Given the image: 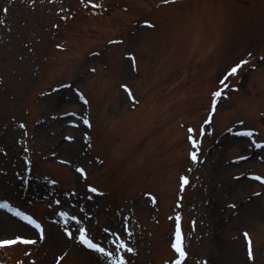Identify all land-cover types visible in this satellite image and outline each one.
I'll return each instance as SVG.
<instances>
[{
  "label": "rangeland",
  "instance_id": "obj_1",
  "mask_svg": "<svg viewBox=\"0 0 264 264\" xmlns=\"http://www.w3.org/2000/svg\"><path fill=\"white\" fill-rule=\"evenodd\" d=\"M257 176L264 0H0V264H264Z\"/></svg>",
  "mask_w": 264,
  "mask_h": 264
},
{
  "label": "snow or ice",
  "instance_id": "obj_2",
  "mask_svg": "<svg viewBox=\"0 0 264 264\" xmlns=\"http://www.w3.org/2000/svg\"><path fill=\"white\" fill-rule=\"evenodd\" d=\"M145 23H148V21H145ZM131 55V54H129ZM245 61L244 60H241L240 63L234 65L231 69H230V72L235 74L237 69L240 68V66L242 64H244ZM122 87H124L126 90L129 91V94L131 95V91L130 89H128V85H122ZM221 95V93L219 91L213 93V101H212V104L213 106H215L216 104V101H215V97L216 96H219ZM214 110V108H213ZM88 121L85 120V123H87ZM207 123V121H206ZM193 131L191 128L189 129V132ZM246 135H251V131H248L245 133ZM68 139H72V137H69ZM189 139H192L191 136H189ZM197 141L193 140V144H196ZM257 147H260V144H256ZM191 156H192V159L193 160H196L197 159V156H196V153L195 152H192L191 153ZM78 171H80L81 173L84 172V169L83 168H80L78 169ZM257 179L259 180H264V177H259L257 176L256 177ZM182 181H184V183H187V180L188 178L186 176H183L181 177ZM91 187V186H90ZM181 187L183 188V183L181 184ZM93 192H96L98 191V189L92 187L91 189ZM233 207H235V205H232ZM0 207H4V208H10V205L8 204L7 201H4L3 203H0ZM16 215L21 217L22 219L28 221L30 224L34 225L35 228L37 229H40L41 230V233H40V237L43 238V229H42V226L37 223L35 220H33L31 217L27 216L26 214L24 213H21L18 209L14 210ZM61 215H67V213H61ZM73 220L76 219V217H72ZM65 232H68V235L71 236L72 233L68 231V229L66 228L65 229ZM175 236H176V239L175 241L172 243V248L175 249V251L179 254L177 259L174 261V264H180V261L185 257L186 255V252L183 248V244H182V238H181V234H180V231H179V228H177V231L175 233ZM243 238L246 240L247 242V256L249 259H253V249H252V241H251V238H250V235L247 231H245L243 233ZM78 239L85 245H87L89 248L91 249H94L96 250L97 252L101 253V254H104L106 255L107 257H112L113 256V253L111 251H108L105 247H102L100 243H95L93 242V240L89 239L86 235H85V232L83 229L80 230V234H79V237ZM17 242H21V243H24V244H32V243H35L34 240H31V239H26L24 236L22 235H18V236H15L14 239H3V240H0V246H6V245H12V244H15ZM118 248L116 249L117 252L120 251V249H126L127 251L131 252V251H134V249L132 248H129L128 245L123 241V240H119L118 241ZM112 264H126V261H125V258L123 255H118L116 256L113 260H112Z\"/></svg>",
  "mask_w": 264,
  "mask_h": 264
}]
</instances>
